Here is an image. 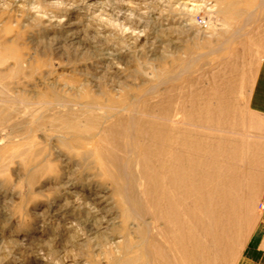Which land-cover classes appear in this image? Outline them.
<instances>
[{"label":"rangeland","instance_id":"obj_1","mask_svg":"<svg viewBox=\"0 0 264 264\" xmlns=\"http://www.w3.org/2000/svg\"><path fill=\"white\" fill-rule=\"evenodd\" d=\"M217 1L0 0V53L35 68L14 89L33 111L0 123V264H105L125 239H138L137 223L123 225L110 178L62 148L61 135L35 129L38 115L50 121L46 108L41 112L48 100L34 98L51 83L62 92L56 108L81 107L82 88L102 101L92 106L102 114L117 110L106 96L192 94L216 104L218 113L201 112L189 127L186 253L190 264H233L251 189H241L236 175L237 191L229 193L223 182L232 167L249 185L264 178V115L249 101L264 58V0ZM235 10L248 18L224 25L223 12ZM162 70L164 83L151 92ZM103 120L105 129L112 119ZM29 143L40 154L33 167L17 155Z\"/></svg>","mask_w":264,"mask_h":264},{"label":"bare ground","instance_id":"obj_2","mask_svg":"<svg viewBox=\"0 0 264 264\" xmlns=\"http://www.w3.org/2000/svg\"><path fill=\"white\" fill-rule=\"evenodd\" d=\"M218 1L223 6L229 4L225 0ZM223 13L227 18L223 20L224 25L228 24L229 19L246 20L249 16V13L240 10ZM225 32L228 33L224 31L221 34ZM187 50L191 51V48L187 47ZM30 68L35 69L21 57L0 53V123L9 121L13 114L26 117L27 113L33 111L26 106L25 94L14 91L23 88ZM180 69L188 70L183 66ZM162 72L157 75V82L151 86V92L164 83ZM47 89L45 95L37 94L34 99L39 103L48 100L50 106H42L41 112L46 108L43 112L48 113L44 117H49L50 121L44 124L39 120L43 113L38 115L33 124L35 129L46 127L52 135H61L59 143L62 148L78 157L84 166L94 165L98 175L110 178L123 225L130 221L137 223L135 233L138 239H125L118 248L119 255L108 254L111 256L105 259V264H190L185 243L189 127L197 126L198 119H195L200 118L201 112L218 113L217 105L206 101H201V104L192 94L188 99L182 95L172 97L170 94L142 95L144 98L140 96L130 100L106 96L104 100L108 106L117 110L109 114L103 111L102 114L92 107L102 101L88 95L82 88V91H77L76 97L83 105L75 107V110L70 107L56 108L62 92L56 90L54 83ZM122 109L127 113H122ZM228 110L225 107L220 112ZM104 117L112 119L105 129L101 127ZM94 139L97 143L93 142ZM29 144L17 155L22 157L28 167H33L39 161L40 154L30 151L32 145ZM245 160L246 157L239 159L240 162ZM231 169L227 184L223 182V189L229 193L234 187L233 177L236 175L235 183L244 178L241 172L236 173ZM237 190L235 188L234 192ZM148 215L152 221L144 219ZM159 224H164L165 228H158ZM169 246L175 247V251L170 250Z\"/></svg>","mask_w":264,"mask_h":264},{"label":"crops","instance_id":"obj_3","mask_svg":"<svg viewBox=\"0 0 264 264\" xmlns=\"http://www.w3.org/2000/svg\"><path fill=\"white\" fill-rule=\"evenodd\" d=\"M249 101L255 111L264 115V58L258 65L255 81L250 89ZM247 178L239 182L241 189L243 186L251 189V197L248 207L243 211L245 235L233 264H264V214H261L257 208L264 190V178L261 177L256 182L253 180L251 185L246 181Z\"/></svg>","mask_w":264,"mask_h":264},{"label":"built area","instance_id":"obj_4","mask_svg":"<svg viewBox=\"0 0 264 264\" xmlns=\"http://www.w3.org/2000/svg\"><path fill=\"white\" fill-rule=\"evenodd\" d=\"M258 211L261 213V214H264V190L261 194V197H260V200H259V203H258Z\"/></svg>","mask_w":264,"mask_h":264}]
</instances>
